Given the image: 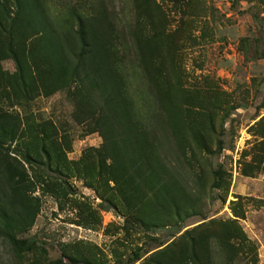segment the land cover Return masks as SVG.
<instances>
[{
    "label": "rangeland",
    "instance_id": "374dc122",
    "mask_svg": "<svg viewBox=\"0 0 264 264\" xmlns=\"http://www.w3.org/2000/svg\"><path fill=\"white\" fill-rule=\"evenodd\" d=\"M0 21V264H264V0Z\"/></svg>",
    "mask_w": 264,
    "mask_h": 264
},
{
    "label": "trees",
    "instance_id": "16d2710c",
    "mask_svg": "<svg viewBox=\"0 0 264 264\" xmlns=\"http://www.w3.org/2000/svg\"><path fill=\"white\" fill-rule=\"evenodd\" d=\"M17 3L19 4L20 3V0H17ZM4 7H5V5H4ZM6 19L7 20H9L8 19V17H6ZM2 22L0 21V24H1ZM80 39H81V41H82V44H83V49H82V51H81V54H80V57H79V59H78V63L80 64L81 62H82V60H84L85 59V56H86V48H85V46H86V42H85V37H84V33H83V31H81V33H80ZM114 140V139H113ZM107 142V140H105V143ZM110 142V138H109V141H108V143ZM107 145V144H106ZM115 145H117V143L115 142ZM115 151V150H114ZM113 151V152H114ZM221 181V178L219 177V178H217V182L218 183H221L220 182ZM217 187H218V185H217ZM12 243L14 244V245H16L17 247H22L24 244H25V242L24 241H16V240H13L12 239Z\"/></svg>",
    "mask_w": 264,
    "mask_h": 264
}]
</instances>
